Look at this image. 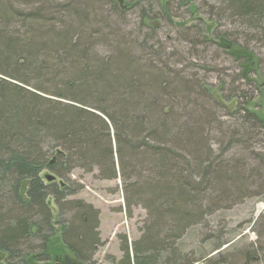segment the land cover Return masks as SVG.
<instances>
[{"label":"trees","instance_id":"16d2710c","mask_svg":"<svg viewBox=\"0 0 264 264\" xmlns=\"http://www.w3.org/2000/svg\"><path fill=\"white\" fill-rule=\"evenodd\" d=\"M56 1L0 0V76L11 80L0 78L5 263L66 264L59 260L68 252L75 264H96L98 211L67 200L76 192L71 174L81 169L120 178L128 209L148 213L143 236L131 246L124 238L115 264H264V245L227 260L181 243L197 227L210 231L216 212L264 199V118L255 105L264 66L250 50V42L264 47V0H215L210 19L230 22V34L179 23L184 61L215 49L236 66L219 100L188 72L198 64L176 68L177 47L144 25L180 19L174 0H136L145 31L134 33L113 24L100 0ZM177 1L194 12L195 0ZM51 202L70 218L53 223ZM208 237L216 251L229 244Z\"/></svg>","mask_w":264,"mask_h":264},{"label":"rangeland","instance_id":"374dc122","mask_svg":"<svg viewBox=\"0 0 264 264\" xmlns=\"http://www.w3.org/2000/svg\"><path fill=\"white\" fill-rule=\"evenodd\" d=\"M41 1L44 3L48 0ZM64 1L57 0L55 4L58 2L64 3ZM74 1L71 0V2ZM123 1L125 8L121 7L116 0H100L98 5L107 13V17H110L111 22L126 33H134L141 29L144 32V28L139 29L142 24L137 12L138 9L143 7V4L137 6L136 0ZM148 1L151 2V0ZM172 4L175 6V13H178L177 15L180 16V19L173 18L171 25L165 21H147L144 22V25L159 30L158 33L161 41L165 44L177 47V49L170 50L171 53H174L173 62L176 63L174 65L176 68H189L190 63H197L199 66L198 70L189 68L188 72L197 71L199 77L212 85L213 93L216 99L219 100L220 94H218V91L220 84L228 81L226 75H234L236 73V66L227 61L224 56L217 54L215 49L212 52H207L206 60L199 61L186 55L185 59L187 61H184L182 56L179 57V51L182 46L178 44V39L182 38L183 34L181 30L183 31V29H180L178 26L179 23H183L180 25H184L188 29L198 27L201 23L207 27L209 36H213L215 31L230 34L236 32L237 29L228 21L222 20L220 23H217L214 19H210V5H215V0H195L193 3L195 8L193 13L192 10L189 11L184 7V4L179 3L177 0H174ZM182 18L183 20H181ZM248 39L250 37L244 36L238 38L242 46L247 45ZM97 46L98 49H103L102 51H105V53L108 52L100 45ZM250 50L258 60L262 61V65L264 66V47L250 42ZM0 78L7 82L11 81L7 77L0 76ZM35 83L33 81L31 85H35ZM258 84L261 94H259L260 96L256 100L255 105L264 118V78H260ZM235 108V102L226 105V110L230 114L235 111ZM226 110H219V115L224 121H228L225 118V115L228 113ZM70 178L71 186L76 192L68 197L67 200L82 202L98 211V232L101 245L97 247L93 261L96 264H115L114 261H119L123 256L121 251L123 239H127L128 244L131 246L143 236L144 229L149 224L147 211L141 206L128 209L125 202L124 184L120 178L103 180L97 171L88 173L81 169L73 171ZM50 207L54 216L53 223L68 220L71 216L70 210V212H65L61 216L58 208L52 202ZM207 221L210 223V231L206 228L201 229L197 227L195 231L182 239L181 243L184 242L190 252L210 253L211 256L223 255L227 260H232L236 259L235 257L237 256L240 257L244 251L250 248L260 250V247L264 245V199L258 196L233 205L229 209L216 212L211 217H208ZM208 235L217 243L228 240L229 244L224 245L220 250L216 251L213 249L214 245H211L213 242L207 240L209 238ZM65 255L60 258V262L75 264L73 257L68 252ZM5 259L6 256L0 253V264H6Z\"/></svg>","mask_w":264,"mask_h":264},{"label":"water","instance_id":"95a60500","mask_svg":"<svg viewBox=\"0 0 264 264\" xmlns=\"http://www.w3.org/2000/svg\"><path fill=\"white\" fill-rule=\"evenodd\" d=\"M116 1L118 2V4H119L121 7L125 8V6H124V1H123V0H116Z\"/></svg>","mask_w":264,"mask_h":264}]
</instances>
